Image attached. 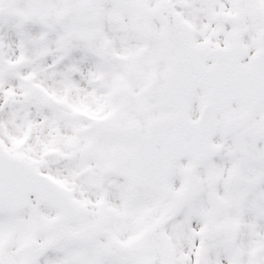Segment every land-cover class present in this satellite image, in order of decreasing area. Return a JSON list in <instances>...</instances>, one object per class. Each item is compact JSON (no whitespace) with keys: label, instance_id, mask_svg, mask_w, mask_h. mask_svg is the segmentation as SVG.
<instances>
[{"label":"snow or ice","instance_id":"1","mask_svg":"<svg viewBox=\"0 0 264 264\" xmlns=\"http://www.w3.org/2000/svg\"><path fill=\"white\" fill-rule=\"evenodd\" d=\"M0 264H264V0H0Z\"/></svg>","mask_w":264,"mask_h":264}]
</instances>
